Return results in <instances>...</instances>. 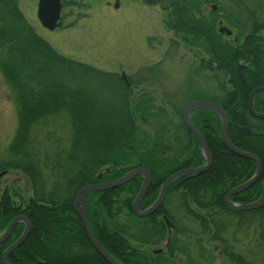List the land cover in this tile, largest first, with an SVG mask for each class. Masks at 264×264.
<instances>
[{
  "label": "trees",
  "instance_id": "16d2710c",
  "mask_svg": "<svg viewBox=\"0 0 264 264\" xmlns=\"http://www.w3.org/2000/svg\"><path fill=\"white\" fill-rule=\"evenodd\" d=\"M168 5L172 6L171 24L192 34L189 43L204 50L210 49L211 56L218 61L222 91L220 95L207 99L225 110L226 132L231 143L238 149L255 154L260 164L258 180L230 199L242 203L253 201L260 194L261 177L264 175V117H254L249 113L247 98L253 88L264 84V37L259 34L264 27V19L257 20L248 12L251 17L249 29L239 44L234 46L229 41L212 37L210 47L205 35L213 32L212 24L216 22L212 15L215 11H209L211 17H207L199 10L196 0ZM232 21L234 23L236 19ZM239 59H242L241 63ZM0 74L14 91L16 103V127L7 148L14 157L0 163V175L8 168L18 169L33 187L32 195L26 200L19 198L18 203L13 201L17 194L8 188H3L0 193V233L16 214H24L30 224L22 242L8 253L6 260L10 264H107L91 247L71 205L76 188L86 183L113 180L132 167L144 166L151 180L138 204V208L143 209L153 202L161 182L171 172L203 163L197 143L184 125L192 142L180 161L171 158L173 164L161 165L159 156L164 151L156 142H152L150 152L145 153L136 134L139 133L137 118L141 111L147 110V101L140 100V97L133 101L125 82L115 74L57 52L34 32L18 10L16 0H0ZM94 80L97 87L91 83ZM252 106L255 112H264V89L253 95ZM60 111L68 115L71 127L62 168V176L68 179V183L64 193H45L30 127L39 117ZM189 114L192 124L203 136L211 162L202 172L178 176L168 190L182 188L199 207L218 206L231 213L224 207L223 195L229 188L247 180L254 172L255 164L224 145L220 121L212 110L194 107ZM234 125L247 127L249 131L243 132ZM133 156L136 160L130 163ZM140 183L141 176L136 175L115 188L88 191L84 209L94 238L115 260L123 264H160L158 258L162 253L141 251L131 245L123 225L113 220L122 209L131 214V201ZM69 185H72L71 192L68 191ZM205 189L210 195L203 199L200 192ZM187 210L199 218L197 213ZM249 211L264 214V204L231 214ZM160 212L170 220L161 205L142 218H149L154 228L163 234L164 222L156 217ZM22 229L21 222L12 227L8 237L0 243V254ZM171 240L169 247L173 245ZM230 258L235 264L238 261L242 264L237 254H231Z\"/></svg>",
  "mask_w": 264,
  "mask_h": 264
},
{
  "label": "rangeland",
  "instance_id": "374dc122",
  "mask_svg": "<svg viewBox=\"0 0 264 264\" xmlns=\"http://www.w3.org/2000/svg\"><path fill=\"white\" fill-rule=\"evenodd\" d=\"M176 1L183 0H157L154 4L143 0H120L118 8H113L112 0H61L60 24L53 30H47L36 19L37 0H16L18 10L34 32L57 52L98 70L115 74L125 82L128 95L133 101L139 97L147 101V110L141 111V115L137 114L139 133L136 139L141 140L145 153L150 152L152 142H156L164 151L159 156V162L165 166L174 163L171 158L180 161L188 153L186 147L191 146L190 134L184 129L181 119L183 105L194 99L210 100L207 98L218 96L222 91L218 61L213 59L210 49L194 47L189 43L193 35L171 24L172 6L168 4ZM196 1L199 10L207 17H211L209 11L214 4L212 17H215L216 24H212L213 32L205 35L209 39L208 46L212 43V37L223 42L229 41L234 46L239 44L249 29L251 17L248 12L257 20L264 19V0ZM233 19H236L234 23ZM222 26L230 30V35L219 30ZM259 34L264 37V27L259 30ZM238 62L241 63L242 59ZM91 83L95 84L94 87L98 86L96 80ZM13 92L0 74V163L14 157L7 149L16 127ZM70 128L68 115L63 111L39 117L30 127L45 193L66 191L68 179L62 176V168ZM132 158L130 163L136 160L134 156ZM107 181L110 180L94 183ZM71 186L68 187L69 192L72 191ZM170 186L160 205L170 216L172 227L164 223L163 234L154 228L149 218L134 215L131 205V214L126 212L127 209H122L114 215V222L122 224L129 234L131 245L150 253L160 249V264H235L230 258L231 254L240 256L242 264H264V214L251 211L231 214L252 209L231 211L225 206L223 198L224 207L231 213L218 206L199 207L184 189L176 187L168 190ZM3 188L17 194L13 196L15 203L19 202V198L26 200L33 190L28 178L18 169L11 168L0 175V193ZM201 191H204L200 192L201 198L209 197L208 189ZM187 209L197 213L201 220ZM100 213L104 216L102 210ZM205 214L207 216H203ZM161 215L163 212L156 217L161 218ZM170 240L173 245L169 247ZM236 264L241 263L238 261Z\"/></svg>",
  "mask_w": 264,
  "mask_h": 264
},
{
  "label": "water",
  "instance_id": "95a60500",
  "mask_svg": "<svg viewBox=\"0 0 264 264\" xmlns=\"http://www.w3.org/2000/svg\"><path fill=\"white\" fill-rule=\"evenodd\" d=\"M60 7H61V0H37L35 15H36V19L39 22V24L47 30H53L58 25ZM211 10H214V4L211 5ZM219 30L225 31L226 34L230 33V30L226 28L225 26L220 27ZM263 89H264V85H258L255 88H253L248 94V98H247L248 111L254 117H259V118L264 117V112H255L252 106L253 95ZM193 107H206L212 110L214 113H216L220 120V133H221V137H222V140L225 146L231 152L235 153L236 155L253 160L255 164L254 172L247 180L232 187L225 193V195L223 196V201H224L225 206L231 211H240V210H248V209L257 208V207H260L264 203V175L261 177L260 194L255 200L251 202H247V203H236L230 200L231 194H234L236 192L242 191L245 188H248L251 184H253L259 178V174H260L259 160L253 153L240 150L236 148L230 142L227 136V133H226V126H227L226 113L217 103L210 101V100H202V99L190 100L187 103H185L182 107L181 119H182L183 124L192 133V135L194 136L197 142L198 150L200 152L202 159L204 160V163L202 165L196 166V167L180 168L178 170H175L171 174H169L161 182L158 193L155 199L153 200V202L143 210H138V203L141 200L142 196L144 195L148 187L150 175H149V171L147 170V168L142 167V166L131 168L130 170L125 172L120 177L107 181V182L88 183V184L82 185L75 191L73 198L71 200V205L80 219L85 236L87 240L89 241V243L91 244V246L102 256V258L108 264H123V263H120L117 260H115L94 238L91 232L90 226H89V222L86 216L85 209H84L85 195L87 194L88 191H101L104 189L119 186L127 182L128 180H130L132 177L136 175H140L141 183L131 202V210L133 214L136 216H145L153 212L160 205L165 195L167 187L175 178L183 174H186V173H199V172L206 170L207 167L210 165L211 158H210V154L204 142L202 134L198 132V130L194 127V125L192 124L190 120L189 111ZM234 128L241 130L243 132L249 131L247 127H241V126L234 125ZM161 218L163 222L166 224V226L172 227L171 222L167 219L165 215H162ZM19 222L23 223V229L21 233L17 236V238L14 239L1 252L0 264H9L6 261L8 253L11 252L14 248H16L22 242V240L25 238V236L27 235L29 231L30 224H29L28 218L24 214H16L9 220L4 230L0 233V242H2L8 237L12 227L16 223H19ZM158 251L159 249L153 250L154 253Z\"/></svg>",
  "mask_w": 264,
  "mask_h": 264
},
{
  "label": "flooded vegetation",
  "instance_id": "af4514ba",
  "mask_svg": "<svg viewBox=\"0 0 264 264\" xmlns=\"http://www.w3.org/2000/svg\"><path fill=\"white\" fill-rule=\"evenodd\" d=\"M143 1H145L146 3H149V4H154V3H156L157 2V0H143ZM119 2H120V0H112V6H113V8H118V6H119ZM62 7V6H61ZM61 7H60V11H59V18H58V24H60V19H61ZM56 28V27H55ZM225 33V32H224ZM231 33V32H230ZM230 33L229 34H227V35H230ZM258 180V179H257ZM94 183V182H93ZM162 216V215H161ZM166 216V215H165ZM167 217V216H166ZM170 221V220H169ZM171 222V221H170ZM167 242H168V240H167ZM166 242V243H167Z\"/></svg>",
  "mask_w": 264,
  "mask_h": 264
},
{
  "label": "bare ground",
  "instance_id": "6f19581e",
  "mask_svg": "<svg viewBox=\"0 0 264 264\" xmlns=\"http://www.w3.org/2000/svg\"><path fill=\"white\" fill-rule=\"evenodd\" d=\"M168 219V218H167ZM169 220V219H168Z\"/></svg>",
  "mask_w": 264,
  "mask_h": 264
}]
</instances>
